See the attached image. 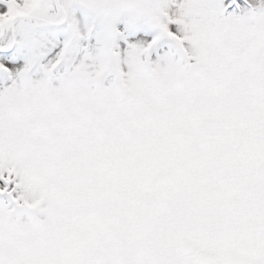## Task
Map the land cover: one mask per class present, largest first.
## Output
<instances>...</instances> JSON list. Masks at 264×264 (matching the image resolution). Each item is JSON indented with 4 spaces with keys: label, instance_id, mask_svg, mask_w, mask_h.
Here are the masks:
<instances>
[{
    "label": "snow or ice",
    "instance_id": "6c2138e0",
    "mask_svg": "<svg viewBox=\"0 0 264 264\" xmlns=\"http://www.w3.org/2000/svg\"><path fill=\"white\" fill-rule=\"evenodd\" d=\"M0 264H264V0H0Z\"/></svg>",
    "mask_w": 264,
    "mask_h": 264
}]
</instances>
